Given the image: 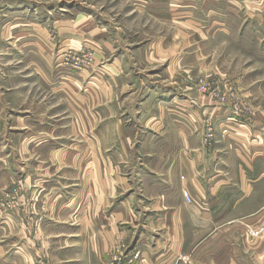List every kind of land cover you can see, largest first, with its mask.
<instances>
[{"label": "crops", "instance_id": "crops-1", "mask_svg": "<svg viewBox=\"0 0 264 264\" xmlns=\"http://www.w3.org/2000/svg\"><path fill=\"white\" fill-rule=\"evenodd\" d=\"M66 29L57 50L15 34L32 48L0 63V201L19 202L0 207V264H34L33 227L44 264H264V124L220 106L201 124L187 55L158 47L174 32L122 48L88 17Z\"/></svg>", "mask_w": 264, "mask_h": 264}, {"label": "rangeland", "instance_id": "rangeland-1", "mask_svg": "<svg viewBox=\"0 0 264 264\" xmlns=\"http://www.w3.org/2000/svg\"><path fill=\"white\" fill-rule=\"evenodd\" d=\"M149 1L159 3L146 9ZM169 2L176 12L171 17L166 14ZM87 17L96 33L119 29L114 38L120 39L122 48L137 47L141 39L174 32L176 41L164 40L158 47L185 52L194 90L203 100L213 102L216 98L218 103L215 106L206 100L198 105L206 109L204 126L213 128L217 106L228 109L235 119L232 122L254 127L264 124V0H0V63L10 62L3 67L4 74L19 58L15 55V60H5L10 46L23 52L32 48V42L25 38L16 42L15 34L42 32L46 40L53 41L50 47L57 50L61 46L58 35L75 19ZM81 55H77L79 60ZM168 59L161 60L166 63ZM69 65L81 67L75 60ZM9 206H19V202L0 201V207ZM34 229L24 234L39 249L34 264H44L47 249L42 246V233Z\"/></svg>", "mask_w": 264, "mask_h": 264}, {"label": "built area", "instance_id": "built-area-1", "mask_svg": "<svg viewBox=\"0 0 264 264\" xmlns=\"http://www.w3.org/2000/svg\"><path fill=\"white\" fill-rule=\"evenodd\" d=\"M71 60H75L76 61V65H82L84 62H90L91 61V57H89L88 55H83L81 56V59L79 60L78 57L74 54H72L70 56ZM73 63V62H72ZM212 133L210 131L207 132V134L204 137V143L206 145L210 144L211 140H212ZM186 199L188 200V196L186 195ZM189 201V200H188ZM248 233L252 236H254L255 234H257V231H249ZM121 260L119 257L117 256H112L111 260L108 262V264H121Z\"/></svg>", "mask_w": 264, "mask_h": 264}]
</instances>
